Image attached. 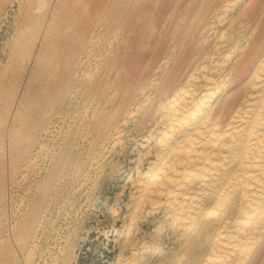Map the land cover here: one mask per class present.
Here are the masks:
<instances>
[{
  "label": "bare ground",
  "instance_id": "obj_1",
  "mask_svg": "<svg viewBox=\"0 0 264 264\" xmlns=\"http://www.w3.org/2000/svg\"><path fill=\"white\" fill-rule=\"evenodd\" d=\"M14 2L31 45L0 78V264H73L45 198L62 210L134 151L108 264H264V0H13L0 16ZM43 151L62 189L46 180L7 218Z\"/></svg>",
  "mask_w": 264,
  "mask_h": 264
},
{
  "label": "rangeland",
  "instance_id": "obj_2",
  "mask_svg": "<svg viewBox=\"0 0 264 264\" xmlns=\"http://www.w3.org/2000/svg\"><path fill=\"white\" fill-rule=\"evenodd\" d=\"M10 1L13 0H5L4 6L0 7V13H3V10L8 7ZM27 9L31 11V17H34V13L37 12L34 19L40 14V11L42 14L44 11L36 3H33ZM22 11L23 6L21 5L18 8V3L14 2L13 8L8 10L4 16H0V78L5 74V66L7 63L13 66H19L18 62L20 58L24 60L23 62L27 61L26 55L31 44L30 39H22L25 35H21L20 33L22 27H19V25L23 19V16H21ZM32 27H27V29L23 27V30L26 29V33H31ZM14 47L16 48L14 49ZM37 103L38 100L36 99L31 102L32 107ZM15 111L14 109L11 113L14 114ZM55 142L58 144L60 140H55ZM48 146L47 148L51 152L52 147L50 144ZM53 148L57 151L56 147ZM49 155L46 151L39 153L36 159L37 164H32V167L22 174L24 175L23 179H21L22 175L20 176L18 180L21 181H19L18 186L14 189L9 199L10 209L6 213L7 218L12 216L14 212L18 214L15 205L18 207V204L21 203L20 208L22 207L24 209V207H27L31 198L45 188L46 180L49 181L50 191L53 186L56 188V192L62 189L61 186L55 185L57 174H54V168L56 169V166ZM136 155L137 151H134L129 159L123 161L126 165L124 170L117 173L113 172L110 176L105 177L100 185L88 193L89 195L82 194L80 197L79 194H76L72 202L62 206V210L59 209L60 200L53 202L48 196L45 198L44 205L46 203L50 204L49 212L45 217L47 220L44 224L45 228L52 227L60 235L67 234L68 230L69 233L72 231L75 232V257L73 264H108L115 260L118 251L116 242L119 237L117 230L120 227V221L114 222L113 220L125 208V202L128 196L127 190L122 192V186L132 170L127 165L133 166ZM131 159L133 162L130 161ZM37 169H44V171L36 174ZM112 209L113 212H109Z\"/></svg>",
  "mask_w": 264,
  "mask_h": 264
}]
</instances>
